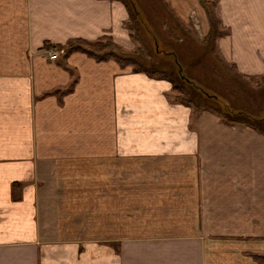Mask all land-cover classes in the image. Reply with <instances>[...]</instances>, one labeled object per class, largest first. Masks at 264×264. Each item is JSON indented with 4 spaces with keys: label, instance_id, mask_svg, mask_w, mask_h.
Segmentation results:
<instances>
[{
    "label": "crops",
    "instance_id": "1",
    "mask_svg": "<svg viewBox=\"0 0 264 264\" xmlns=\"http://www.w3.org/2000/svg\"><path fill=\"white\" fill-rule=\"evenodd\" d=\"M220 60L264 78V0H207ZM200 41L201 0H164ZM122 0H0V264H258L264 135L168 80L54 47L137 51ZM180 39V38H179ZM51 49V50H50Z\"/></svg>",
    "mask_w": 264,
    "mask_h": 264
},
{
    "label": "trees",
    "instance_id": "2",
    "mask_svg": "<svg viewBox=\"0 0 264 264\" xmlns=\"http://www.w3.org/2000/svg\"><path fill=\"white\" fill-rule=\"evenodd\" d=\"M122 1L125 3L130 14V22L128 24V27L131 31L134 32L132 37L135 40L139 41L141 44L140 48L137 51L126 52L108 38L97 42L76 40L68 43L65 46V57H68L74 53H83L97 60L98 62L114 60L121 67L132 66L135 72L145 73L155 79L168 80L173 85V91L178 94L177 100L184 105L192 107L196 115H199L204 109H207L216 113L227 125H245L264 135V116H261L260 113L251 112L247 109H238L232 106H223L221 102H219L220 96L218 93L212 95L202 85L199 84V86H197L191 81V78H189L186 75V72L183 70H186L184 63L183 66H181L174 59H172V62L159 59V55L162 53H164L165 55L174 53H168L167 51H165V49H162L160 46V42L156 40V38H154L152 41H146V38H144V40L141 37V35L143 34L141 32L143 25L142 23H140L141 21L138 20L136 15L137 13L134 10L136 8L139 11L141 9H144L145 11V8L148 7H146V5H142L140 0ZM159 1L163 3L165 11L170 15V19L175 23L176 26L180 27L184 32H186L188 36L191 37L193 42H195L196 44H201L202 46L205 45L209 47L211 49V52L217 55V40L222 37L224 33L220 31V22L213 10V5L210 1L201 0L202 5L207 11L210 23V33L202 41L198 40L192 34V32L188 30L184 26V24L168 9L164 0ZM151 6L153 5H150L149 8H151ZM104 42L105 44L107 43L105 46L107 47V50H102L105 48L102 46ZM82 45L88 48H82ZM150 45L152 47H150ZM164 46H166V44ZM60 47L62 46H59V48ZM98 47L100 48L99 51L97 50ZM144 57H148L151 59V61L154 60L157 63L146 66L141 63V60H143L142 58ZM219 62L221 64L220 59ZM223 66L224 68H226L225 64ZM234 69L236 68L233 66L228 70L233 71ZM188 71L190 70L188 69ZM193 71L194 73H198V70L196 69H193ZM262 81V84H264V79ZM263 93L264 89L262 91V94ZM255 259L258 264H264V256H257L255 257Z\"/></svg>",
    "mask_w": 264,
    "mask_h": 264
},
{
    "label": "rangeland",
    "instance_id": "3",
    "mask_svg": "<svg viewBox=\"0 0 264 264\" xmlns=\"http://www.w3.org/2000/svg\"><path fill=\"white\" fill-rule=\"evenodd\" d=\"M140 2L148 7L145 8L146 12L144 9L139 11L135 8L134 10L138 20L141 21L139 22L143 25L141 37L146 38V41H152L156 38L162 49L168 53H174L169 55L162 53L159 55V59L168 62H172L174 59L181 66L184 63L186 70L182 69L191 78V81L197 86L202 85L212 95L218 93L219 102L223 106L247 109L264 116V93L262 94L264 89L262 80L264 78H249L241 75L236 69L228 70L232 66L225 64L222 59L220 64L219 56L211 52L209 47L196 44L186 32L175 25L170 19L169 13L165 11L163 3L159 0H140ZM149 4L153 6L149 8ZM106 44L104 42L102 46L105 47ZM165 44L166 46H164ZM150 47L152 46L150 45ZM82 48L88 47L82 45ZM54 49L61 53V51L66 50V47H54ZM99 49L98 47L97 50L99 51ZM102 50H107V47ZM63 55H65V51ZM142 59L141 63L146 66L157 63L148 57ZM224 64L226 68H224ZM193 69L198 70V73H194Z\"/></svg>",
    "mask_w": 264,
    "mask_h": 264
},
{
    "label": "built area",
    "instance_id": "4",
    "mask_svg": "<svg viewBox=\"0 0 264 264\" xmlns=\"http://www.w3.org/2000/svg\"><path fill=\"white\" fill-rule=\"evenodd\" d=\"M52 50H53V51L50 52V54H48L49 60H51V61H57L59 55H63V53H64V51H65V50H63V51H61V53H60V52H58V50H55L54 48H53Z\"/></svg>",
    "mask_w": 264,
    "mask_h": 264
}]
</instances>
